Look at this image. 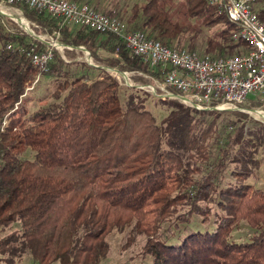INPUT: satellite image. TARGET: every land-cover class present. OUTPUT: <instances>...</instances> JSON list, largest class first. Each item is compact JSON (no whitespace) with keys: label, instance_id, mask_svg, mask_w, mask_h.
<instances>
[{"label":"trees","instance_id":"1","mask_svg":"<svg viewBox=\"0 0 264 264\" xmlns=\"http://www.w3.org/2000/svg\"><path fill=\"white\" fill-rule=\"evenodd\" d=\"M13 5L35 33L58 32L63 50L52 49L45 70L33 65L30 52L44 44L0 14V233L19 224L0 236V263L29 255L33 264H100L107 235L127 229L128 242L144 236L150 264H264V191L248 182L258 159L247 122L262 124L238 110L122 89L104 67L132 72L140 84L161 81V67L113 33ZM252 9L264 20V0ZM102 11L170 48L217 57L250 50L210 0H109ZM80 46L99 67L78 59ZM38 74L51 78L52 100L30 111L20 97ZM149 99L166 110L160 122ZM245 107L264 104L247 99ZM240 220L253 233L235 242Z\"/></svg>","mask_w":264,"mask_h":264},{"label":"built area","instance_id":"2","mask_svg":"<svg viewBox=\"0 0 264 264\" xmlns=\"http://www.w3.org/2000/svg\"><path fill=\"white\" fill-rule=\"evenodd\" d=\"M16 2L45 11L63 23L110 32L123 39L134 55L151 66L161 67V81L156 80L155 86H146L156 97L176 99L200 110H210L214 106H223L225 110L240 109L239 105L245 103L249 96L258 98L264 104V20L259 19L252 9L254 0H210V3L225 11L228 21L238 27L239 37L250 46V50L243 54L225 57L170 48L148 38L139 30L128 29L123 20L106 15L84 2L1 0L0 6L12 9L14 15L26 20L27 26L23 27L11 14L8 15L10 19L21 30L44 44L41 50L30 52V60L33 65L45 70V65L52 59V49L63 50L57 41L59 34L35 33L33 28L36 25L25 18L20 8L13 5ZM40 76L38 74L26 87L20 100L34 88ZM215 102H218L217 105H214ZM5 123L4 120L3 125Z\"/></svg>","mask_w":264,"mask_h":264},{"label":"rangeland","instance_id":"3","mask_svg":"<svg viewBox=\"0 0 264 264\" xmlns=\"http://www.w3.org/2000/svg\"><path fill=\"white\" fill-rule=\"evenodd\" d=\"M82 1H86L87 4H89L90 6H94L97 3L96 9H98V11L100 12H103L102 10L107 7L109 0H82ZM94 1L96 2L94 3ZM141 1L142 0H123V3L131 5L134 2H141ZM0 7H1L0 11L3 12V14L5 15L11 14V16L16 18L17 21L21 25L23 24L22 25L23 27H26L24 26L26 24L25 23L26 20L25 21L24 19L20 20L19 17L13 14L12 9H10L9 7L3 6V5ZM16 29H20V28L17 26ZM22 32L26 33L24 30H22ZM99 53L100 55H106L105 52L100 51ZM87 58L90 60L88 56ZM78 59L85 61L83 54ZM112 71L113 70H111V72H108V71L107 72L117 79L122 89L124 87L134 86L137 88H141L144 91H147L149 94H151V92L148 90L146 86L147 85L155 86L156 79L153 77L149 79L150 78L149 76L143 74V77H145L146 79H149L150 82L147 84H140L138 82H134L131 79L132 74H133L132 72H126L127 75L126 77L123 78V76H121L120 74L114 73ZM53 89H54V85L52 83L51 78L47 75L40 76V79L37 82V84H35L34 88L28 91L26 95L23 97V98H27L28 100L27 106L29 110L32 111L41 105L48 104L52 100L51 93L53 92ZM126 95L127 93L124 90H121V93H120L121 99L120 98L119 99L123 100L126 97ZM157 98H160V97H157ZM248 99H254V97L249 96ZM153 102L154 101H151L150 99L148 100V108L156 115L158 122H160L165 116L166 110L163 109L162 107L154 106ZM246 105H247V101L243 103L241 106H239L240 109H230V110H238L240 112H245L249 115V117L252 120H255L262 124V125H259L250 120H248L247 122L248 129L251 130V132H253L251 136L253 138V141L255 142L254 144L256 146V157L258 159V165L256 169L254 170V176L249 178L248 182L253 186V188L264 191V127H261V126H264V119L255 116L252 113V111H249L250 112L249 114L247 111L251 109H248L247 107H245ZM258 108L262 109L261 107H258ZM17 228H19L18 223L11 224L9 227L5 228L0 233V236L7 234L8 232L14 229H17ZM128 231L129 230L127 229L123 232H118L116 230H113L107 235V241L109 243V252H108L107 257L104 260H102L100 264H150L149 257L141 253V248L144 243V236L138 235L136 238H134L133 242H128L130 238L128 236L129 235ZM252 233H253V229L250 227V225L245 220H240L233 227V230L231 232V240L235 242L247 241ZM0 264H3V263H0ZM21 264H33V261L29 255H26L21 261Z\"/></svg>","mask_w":264,"mask_h":264},{"label":"water","instance_id":"4","mask_svg":"<svg viewBox=\"0 0 264 264\" xmlns=\"http://www.w3.org/2000/svg\"><path fill=\"white\" fill-rule=\"evenodd\" d=\"M0 14L3 15V16H5V17L10 18V16L3 14V12H1V11H0ZM59 44H60V43H59ZM60 45H61V44H60ZM61 46H63V45H61ZM77 49L80 50V51L82 52V54L84 55V59H85V61H86L89 65L94 66V67H99V65H96V64H94V63L92 62V57H91V55H90V52H89L88 50H86L85 47L80 46V47H77ZM86 55L90 58V60L87 58ZM104 70H106V71H108V72H111V70H113L112 72H114V73H118V74H120L121 76L127 75L126 72L118 71L117 69H114V68L104 67ZM194 108H196V107L194 106ZM211 109L220 110V111H221V110H225V108H224L223 106H214V107H212ZM211 109H210V110H211ZM248 111L258 112V113H259V112H264V110H262V109H260V108L251 109V110H248ZM248 113H249V112H248ZM249 114H250V113H249Z\"/></svg>","mask_w":264,"mask_h":264},{"label":"bare ground","instance_id":"5","mask_svg":"<svg viewBox=\"0 0 264 264\" xmlns=\"http://www.w3.org/2000/svg\"><path fill=\"white\" fill-rule=\"evenodd\" d=\"M1 9V7H0ZM20 18V17H19ZM23 19V18H20V20ZM25 21V20H24ZM26 24L24 26H27V22H25ZM23 25V24H22ZM126 77V75L123 76V78ZM255 116L257 117H260L262 119H264V112H252Z\"/></svg>","mask_w":264,"mask_h":264},{"label":"crops","instance_id":"6","mask_svg":"<svg viewBox=\"0 0 264 264\" xmlns=\"http://www.w3.org/2000/svg\"><path fill=\"white\" fill-rule=\"evenodd\" d=\"M81 2V1H80ZM82 2H84V1H82ZM86 2V1H85ZM96 1H94V3H95Z\"/></svg>","mask_w":264,"mask_h":264}]
</instances>
